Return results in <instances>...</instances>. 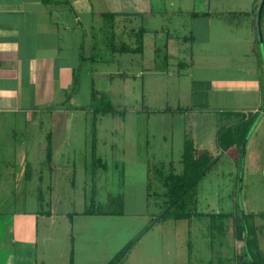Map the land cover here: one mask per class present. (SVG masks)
<instances>
[{
	"label": "rangeland",
	"instance_id": "374dc122",
	"mask_svg": "<svg viewBox=\"0 0 264 264\" xmlns=\"http://www.w3.org/2000/svg\"><path fill=\"white\" fill-rule=\"evenodd\" d=\"M204 1L156 0L153 7L158 15L128 20V28L141 26L144 31L164 33L163 36L147 33L144 61H137L132 66H127L125 61L116 64L115 58L121 55H112L105 47L106 38L93 31L94 42L100 44L93 52L98 60L92 67L84 63V67L78 69L79 86L71 103L63 104L64 95H61L60 101L55 100L48 106L49 113L34 117L35 121L28 124L24 123L25 117L19 115L0 118V139L9 140V135L13 146L16 142H35L38 146L54 140L58 146L54 147L55 156L59 154V158L64 159L56 165L52 180L48 177V164L39 156L37 146L24 148L29 164L23 169L17 162L19 158L14 157L10 165L0 160V170L10 167L12 183V187H0V264H69L71 239L66 215L80 213L89 204L92 191L96 211L104 207L120 210L119 204L111 203V197L117 195L124 196L122 208L125 211H139L146 181L144 163L155 166L171 161L175 169H180L178 159L185 133L191 136L196 148L210 150L216 159L198 183L197 215L179 222L178 227L185 238L183 243L178 242L179 247L174 248L171 256L168 249L167 255L159 256L157 250L143 249L137 253L135 248L130 259L143 256L140 261L134 260L135 264L159 261L160 264H241L236 261V256L243 254V243L236 235L233 218H229L233 224L227 218L223 220V232H211L206 216L213 213L234 215L241 210L246 215L254 213L248 220L253 221L264 251V216L258 215L264 213V164L258 163L256 167L248 164L251 156L261 161L264 158V124L254 127L255 119L253 129L250 127L243 158L236 148L223 152L214 144V124L221 128L232 124L229 121L232 119L219 118L208 111L215 103L205 98L201 91L204 87L195 82L201 73L199 63L190 61L192 49L198 53L199 46L187 36L193 32L199 38V30H204L202 19L193 18L191 14L203 12L207 6ZM106 26L110 43L112 32L109 23ZM92 92L95 99L91 97ZM106 105L118 110L125 108L127 114L120 119L118 115L95 111ZM177 107L186 110L169 112L165 116L159 112ZM48 134L51 138L46 140ZM93 138L97 155L107 165L105 172L98 171L95 175H92L89 153H86ZM122 140H132L139 146L137 157L128 158L126 164L120 162ZM62 151L63 156L60 155ZM3 152L1 147L0 156ZM149 152L162 158L161 162L152 157L147 162ZM39 162L43 168L39 167ZM25 172L34 181L26 182L20 174ZM39 177L41 181H37ZM48 184L51 187H46ZM146 203L148 212H159L152 201L146 200ZM41 211L51 212L54 218L41 220L37 213ZM104 224L92 226L95 229L109 227ZM143 243L138 247H143ZM108 249L112 252L115 246L109 244ZM127 263L125 259L122 264Z\"/></svg>",
	"mask_w": 264,
	"mask_h": 264
},
{
	"label": "crops",
	"instance_id": "0c3cea01",
	"mask_svg": "<svg viewBox=\"0 0 264 264\" xmlns=\"http://www.w3.org/2000/svg\"><path fill=\"white\" fill-rule=\"evenodd\" d=\"M204 3L206 8L199 12L204 13L199 16L204 30H199V38L193 32L187 38L197 41L196 45L199 46L198 53L195 52L196 49H192L190 61L199 63L201 73L195 82L202 85L201 88L204 87L201 91L205 98L215 103L214 108L208 111L219 118L232 119L229 120L232 123L236 121L235 115L245 114L246 117L256 119L254 127L264 124V0H209ZM155 4L156 0H0V118L19 115L25 117L24 123L28 124L35 121L34 117L49 113L48 106L55 100L60 101L61 95H64L65 100L74 69L84 67V63H89L88 67L96 63L93 62L92 52L100 44L94 42L93 31H99L97 22L100 16L119 12L156 16L158 12L153 7ZM150 11L155 12L149 14ZM147 33L152 36L164 35L162 31H144L143 51ZM153 47L158 49L154 41ZM115 59L116 64L125 61L127 66H132L137 61H144V54H124ZM74 95L70 96L68 103L74 100ZM165 114L167 113H162V116ZM213 127L215 144L218 124ZM121 130L124 131V126ZM1 132L0 126V134ZM49 138L50 134L46 136V140ZM7 139L9 140L0 139V148H4L0 160L5 161V165H10L14 157L19 158L17 162L22 165L20 169H23L24 165L29 164L24 148L35 147L37 143L16 142L13 146L9 135ZM48 145L52 152L48 177L52 180V175L57 170L56 165L64 159L59 158V154L55 156L54 147L57 143L54 140L37 146L42 159H46ZM64 145L69 147L68 144ZM138 147L132 140H122L119 146L120 162L126 164L128 158L137 157ZM91 148L92 142L86 152L89 153L90 163ZM60 155L63 156L64 152H60ZM146 156L147 162L151 157L157 158L158 162L162 160L150 152ZM169 162L171 161L160 164ZM258 163L264 164V158L261 161L251 156L248 162L255 167ZM144 164L147 179L148 175L151 176L153 166ZM39 167L43 168L44 165L39 162ZM20 174L24 175L26 182L34 181L27 172ZM10 178L9 166L0 170V187H12ZM37 181H41V178ZM46 187H51V184ZM145 194L146 181L142 208L136 212L125 211L123 208L113 215L78 214L70 217L67 214L72 264H107L131 241L134 244L130 251L117 264H122L125 259L128 260L127 264L142 260L143 256L130 259L135 248L137 253H141L143 249H150L152 252L157 250L159 256L167 255L168 249L171 256L174 248L179 247L178 242H184L185 234L178 227L181 220L167 218L153 222L155 212L147 211ZM123 203L125 204L124 196ZM37 213L44 221L54 218L48 211ZM228 220L233 224L231 219ZM94 223H105L109 227L95 229L92 226ZM226 229L224 227V231ZM142 243L143 247L139 248ZM109 244L115 246L112 252L108 249ZM259 247L261 249V245Z\"/></svg>",
	"mask_w": 264,
	"mask_h": 264
},
{
	"label": "trees",
	"instance_id": "16d2710c",
	"mask_svg": "<svg viewBox=\"0 0 264 264\" xmlns=\"http://www.w3.org/2000/svg\"><path fill=\"white\" fill-rule=\"evenodd\" d=\"M209 0H205L208 2ZM155 11L148 12L149 14ZM204 13L192 12L191 17L197 18ZM132 17H142L141 13L136 12H119V13H104L100 16L101 21L99 23V31L97 36L103 35L106 38L105 47L107 46L112 55H132L143 53V36L144 29L141 26L138 28H128V20L130 22ZM109 23V29L112 32V36L109 39L106 36L107 24ZM99 47V46H98ZM94 52V51H93ZM92 52V53H93ZM95 53L92 54L93 62H97V57L94 58ZM101 61V59L99 60ZM78 67L73 71V77L71 87L65 93V100L63 104H67L70 96L76 92L79 84ZM92 99H95V93L91 94ZM186 109L177 107L176 109L164 108L159 110L163 113H183ZM188 110V109H187ZM98 113H111L118 115L120 119L124 117L127 109H116L112 105H106L104 108L95 110ZM236 121L230 125L222 126L218 128L215 137V146L217 149L226 152L232 148H236L237 152L242 158L244 155L245 141L247 135L250 132V127L254 124V117H246L245 114L235 115ZM253 128V126H252ZM252 130V129H251ZM49 140V139H48ZM95 140L92 139L91 148V172L92 175L98 173V171L105 172L107 165L102 161L101 157L96 154V148L94 144ZM51 147L48 145L45 162L50 165L51 163ZM214 154L208 149H199L195 147L194 141L188 133L183 135L181 153L178 159V165L180 169H175L174 164L169 162L168 164H158L151 168V176H147L146 179V200L150 203L153 202L154 206L159 209V212L153 215L155 219L153 222H158L171 218L173 220H189L192 216H196V193L197 186L201 178L212 168L216 159ZM159 185V187H155ZM92 191L89 204L84 206L80 213H71L72 215H113L122 211L123 196L117 195L111 198L112 204H119L120 210H110L107 207L96 211V198ZM110 202V201H109ZM148 206V204L146 203ZM147 209V208H146ZM148 211V210H147ZM263 217L264 213H258ZM210 221L211 232L217 230L223 232V220L226 218H233L234 226H236V235L242 240L243 254L236 256V261L241 264H264V254L259 247L258 231L252 223H249V218L254 217V213L244 214L241 210L234 215L227 213H213L206 214ZM237 219V220H236ZM218 224L219 226H215ZM134 241L127 243L107 264L119 263L130 251ZM69 264H72V254L69 255Z\"/></svg>",
	"mask_w": 264,
	"mask_h": 264
}]
</instances>
